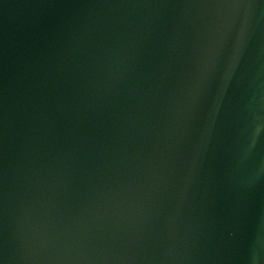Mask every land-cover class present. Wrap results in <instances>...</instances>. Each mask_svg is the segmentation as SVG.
<instances>
[{
  "label": "water",
  "instance_id": "1",
  "mask_svg": "<svg viewBox=\"0 0 264 264\" xmlns=\"http://www.w3.org/2000/svg\"><path fill=\"white\" fill-rule=\"evenodd\" d=\"M0 264H264V0H0Z\"/></svg>",
  "mask_w": 264,
  "mask_h": 264
}]
</instances>
